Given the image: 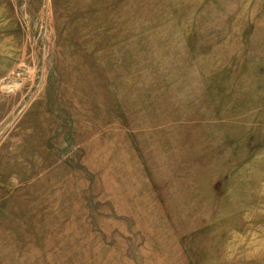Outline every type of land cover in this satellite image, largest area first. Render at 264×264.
Segmentation results:
<instances>
[{
    "label": "rangeland",
    "instance_id": "374dc122",
    "mask_svg": "<svg viewBox=\"0 0 264 264\" xmlns=\"http://www.w3.org/2000/svg\"><path fill=\"white\" fill-rule=\"evenodd\" d=\"M0 264H264V0H0Z\"/></svg>",
    "mask_w": 264,
    "mask_h": 264
}]
</instances>
